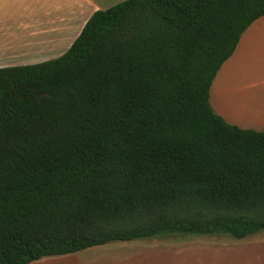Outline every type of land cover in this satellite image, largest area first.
<instances>
[{"label": "trees", "instance_id": "obj_1", "mask_svg": "<svg viewBox=\"0 0 264 264\" xmlns=\"http://www.w3.org/2000/svg\"><path fill=\"white\" fill-rule=\"evenodd\" d=\"M264 0H123L60 56L0 67V264L264 231V130L212 81Z\"/></svg>", "mask_w": 264, "mask_h": 264}, {"label": "crops", "instance_id": "obj_2", "mask_svg": "<svg viewBox=\"0 0 264 264\" xmlns=\"http://www.w3.org/2000/svg\"><path fill=\"white\" fill-rule=\"evenodd\" d=\"M121 1L0 0V67L40 63L60 56L69 48L93 12ZM209 102L214 112L229 124L264 130V15L244 30L234 52L219 68L210 87ZM179 235L185 236L170 234L128 240L136 242L127 248L115 246L106 251L116 254L124 250L127 253H143L162 251L157 247L167 250L169 246L188 244L172 241V237ZM194 236L215 238L223 234ZM224 236L229 239L227 244L197 242L196 246L201 249L233 247L234 238ZM260 238L264 239V236ZM90 249L92 247L67 254L45 255L27 264H103L100 262L103 255L81 254Z\"/></svg>", "mask_w": 264, "mask_h": 264}, {"label": "rangeland", "instance_id": "obj_3", "mask_svg": "<svg viewBox=\"0 0 264 264\" xmlns=\"http://www.w3.org/2000/svg\"><path fill=\"white\" fill-rule=\"evenodd\" d=\"M264 232H257L242 239H234L235 245L229 249L205 248L196 246L197 242L210 243L216 242L227 244V236H217L215 238L197 237L194 235L174 236L173 242H188V244H177L174 246L157 247L162 251H146L143 253H127V251L107 252L106 249L119 247H130L133 242H111L104 245L93 246L91 251H82L81 254L103 255V264H256L264 262ZM259 240H258V239ZM138 242V240H137ZM136 244V243H135ZM194 245V246H193ZM106 251V252H105ZM163 252V253H161ZM106 253V254H105ZM116 258H118L116 260ZM104 260V261H103ZM116 260V261H114ZM119 261V262H117ZM98 262V263H100ZM116 262V263H115Z\"/></svg>", "mask_w": 264, "mask_h": 264}]
</instances>
